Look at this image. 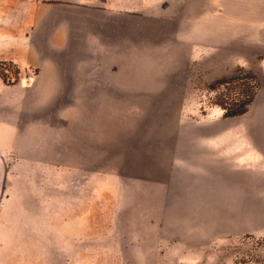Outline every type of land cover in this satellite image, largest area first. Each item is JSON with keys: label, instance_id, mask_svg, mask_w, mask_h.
<instances>
[{"label": "crops", "instance_id": "1", "mask_svg": "<svg viewBox=\"0 0 264 264\" xmlns=\"http://www.w3.org/2000/svg\"><path fill=\"white\" fill-rule=\"evenodd\" d=\"M194 43L264 56V0H185L178 19L71 0L45 6L23 38L0 46V62L19 69L17 82L0 78V208L13 155L38 145L49 160L69 155L74 166L91 170L93 152L80 147L77 130L90 127L95 114L117 113L144 94L155 114L175 113L184 93L180 72L159 79L128 74L119 58L126 49L184 45L190 49L181 63L186 68ZM29 69L33 76L24 75ZM198 125L187 136L160 140L164 153L151 173L120 174L164 183L165 239L203 246L264 228V88L251 116ZM67 130L75 135L68 142L61 136ZM14 231L12 218L0 217V250L24 233Z\"/></svg>", "mask_w": 264, "mask_h": 264}, {"label": "rangeland", "instance_id": "2", "mask_svg": "<svg viewBox=\"0 0 264 264\" xmlns=\"http://www.w3.org/2000/svg\"><path fill=\"white\" fill-rule=\"evenodd\" d=\"M60 1L0 0V46L23 38L36 15ZM71 1L99 4L110 12L178 19L185 0ZM179 47L126 49L119 58L125 59L128 74L159 79L180 72L177 84L184 93L175 113L155 114L148 95H137L119 112L95 114L90 127L78 128L80 147L93 152L91 170L74 166L69 155L49 160L51 155H41L38 145L11 157L0 217L12 218L14 232L24 233L7 242L12 248L0 250V264H264V228L223 235L203 246L165 239L160 228L164 183L120 174L151 173L154 159L164 153L161 139L187 136L203 121L228 120L232 117L226 111L240 109L254 95L244 114L251 116L258 103L264 56L194 43L190 64L182 68L190 49ZM115 66L109 67L119 71ZM0 69L11 83L18 81L19 69L12 62H0ZM34 74L32 69L24 73ZM61 136L67 142L75 137L69 130Z\"/></svg>", "mask_w": 264, "mask_h": 264}, {"label": "trees", "instance_id": "3", "mask_svg": "<svg viewBox=\"0 0 264 264\" xmlns=\"http://www.w3.org/2000/svg\"><path fill=\"white\" fill-rule=\"evenodd\" d=\"M19 75V71L16 70L15 71V76L17 78V76ZM0 78L5 82V83H11L10 79H9V76L3 72L1 69H0ZM254 99V95L252 97H250V99L248 100V102L245 103L244 106H242L240 109H237V110H229V111H226L225 113V116L226 117H237V116H241V115H244L247 111V106L253 101Z\"/></svg>", "mask_w": 264, "mask_h": 264}]
</instances>
